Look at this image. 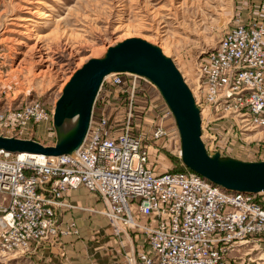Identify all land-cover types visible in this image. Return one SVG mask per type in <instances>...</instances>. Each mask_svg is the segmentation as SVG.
Instances as JSON below:
<instances>
[{
    "label": "built area",
    "instance_id": "1",
    "mask_svg": "<svg viewBox=\"0 0 264 264\" xmlns=\"http://www.w3.org/2000/svg\"><path fill=\"white\" fill-rule=\"evenodd\" d=\"M198 73L196 96L189 90L200 120L223 111L242 132L264 130L263 23L249 19L224 29ZM122 74L131 98L138 76ZM120 75L107 74L102 82L119 86ZM125 114L120 131L109 129L103 116L89 121L72 155L19 158L0 151L3 253L24 257L61 232L75 234L71 226L60 229L55 212L78 187L104 204L114 235L133 240V264H225L229 252L264 236V206L256 194L226 191L185 168L155 172L150 146L130 133L129 109ZM51 117L42 104L27 102L0 113V132L31 136L41 123L50 130ZM152 130L149 140L166 136L160 124Z\"/></svg>",
    "mask_w": 264,
    "mask_h": 264
},
{
    "label": "rangeland",
    "instance_id": "2",
    "mask_svg": "<svg viewBox=\"0 0 264 264\" xmlns=\"http://www.w3.org/2000/svg\"><path fill=\"white\" fill-rule=\"evenodd\" d=\"M250 10L252 0H0V113L31 101L52 112L61 87L76 68L88 58L101 57L107 46L136 37L170 58L196 96L205 54L224 29L252 19ZM127 76L121 73L122 82ZM135 81L134 93L142 94L134 105L123 83L102 82L89 121L103 116L109 129L120 131L131 110L128 130L150 146V161L158 163L154 171H178L183 167L172 117L153 86L140 77ZM231 116L221 111L201 118L199 139L205 150L235 160L264 161V130L242 132ZM158 124L166 136L149 140ZM46 128L41 123L31 136L0 135L52 145L54 133L51 126ZM256 199L264 206V193ZM249 240L229 252L225 264H264V236ZM21 258L0 250V264H27Z\"/></svg>",
    "mask_w": 264,
    "mask_h": 264
},
{
    "label": "water",
    "instance_id": "3",
    "mask_svg": "<svg viewBox=\"0 0 264 264\" xmlns=\"http://www.w3.org/2000/svg\"><path fill=\"white\" fill-rule=\"evenodd\" d=\"M88 58L64 82L51 112L52 145L26 138L0 135V151L7 154L57 157L72 155L83 140L90 109L105 75L128 73L156 89L172 117L178 137V158L183 168L230 192H264V161L235 160L208 153L200 142V117L188 86L170 58L146 41L126 38Z\"/></svg>",
    "mask_w": 264,
    "mask_h": 264
},
{
    "label": "crops",
    "instance_id": "4",
    "mask_svg": "<svg viewBox=\"0 0 264 264\" xmlns=\"http://www.w3.org/2000/svg\"><path fill=\"white\" fill-rule=\"evenodd\" d=\"M257 9H256V8ZM250 17L264 24V0H252ZM67 207L56 210L60 228L71 226L75 234L61 232L55 242L41 245L21 260L27 264H133L135 243L116 236L102 213L105 206L84 188L68 191Z\"/></svg>",
    "mask_w": 264,
    "mask_h": 264
},
{
    "label": "trees",
    "instance_id": "5",
    "mask_svg": "<svg viewBox=\"0 0 264 264\" xmlns=\"http://www.w3.org/2000/svg\"><path fill=\"white\" fill-rule=\"evenodd\" d=\"M125 80V79H124ZM123 80V81H124ZM122 82V81H121ZM137 82V81H136ZM123 84H124V87H125V89H127V82L126 81H124V82H122ZM136 88V87H135ZM134 91H136L135 89L133 90V92H132V96H131V98H132V104L134 105V103L133 102H135V103H138L137 101H138V99L139 98H137L138 97V95H140V94H142V93H137V92H135L134 93ZM134 96V97H133ZM132 109V108H131ZM130 112H131V110H129ZM161 126V125H160ZM131 133V132H130ZM131 134H133V133H131ZM180 170H182V168L180 169ZM179 171V170H178Z\"/></svg>",
    "mask_w": 264,
    "mask_h": 264
},
{
    "label": "bare ground",
    "instance_id": "6",
    "mask_svg": "<svg viewBox=\"0 0 264 264\" xmlns=\"http://www.w3.org/2000/svg\"><path fill=\"white\" fill-rule=\"evenodd\" d=\"M25 21H28V20H25ZM107 77V75H105V77L103 78V79H105ZM102 79V80H103ZM102 82V81H101ZM185 83V82H184ZM191 93V92H190ZM192 96V95H191ZM193 99H194V97H193ZM194 103H195V101H194ZM195 105H196V103H195ZM197 107V106H196ZM198 109V108H197ZM201 122V121H200ZM17 156L19 157V158H24V157H34L33 155H29V154H17ZM148 159H149V161H150V157H149V153H148ZM104 205V204H103ZM102 213H104V212H102ZM59 227H60V224H59ZM61 229V228H60ZM112 234H113V232H112ZM116 236H120V235H116ZM127 237H128V240L129 241H131L130 240V238H129V236L127 235Z\"/></svg>",
    "mask_w": 264,
    "mask_h": 264
}]
</instances>
